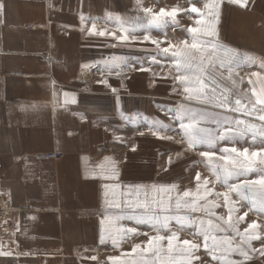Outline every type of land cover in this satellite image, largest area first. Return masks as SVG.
I'll list each match as a JSON object with an SVG mask.
<instances>
[{
	"label": "crops",
	"instance_id": "1",
	"mask_svg": "<svg viewBox=\"0 0 264 264\" xmlns=\"http://www.w3.org/2000/svg\"><path fill=\"white\" fill-rule=\"evenodd\" d=\"M0 3V188L13 212L0 264H110L126 252L134 259L136 233L112 237L118 227L151 231L116 219L133 215L134 186L153 183L151 138L137 123L151 112L120 93L130 94V71L116 66L114 51L105 56L98 34L130 0ZM251 9L239 7L217 39L264 56V7L253 8L254 40L237 20Z\"/></svg>",
	"mask_w": 264,
	"mask_h": 264
},
{
	"label": "rangeland",
	"instance_id": "2",
	"mask_svg": "<svg viewBox=\"0 0 264 264\" xmlns=\"http://www.w3.org/2000/svg\"><path fill=\"white\" fill-rule=\"evenodd\" d=\"M208 2H210V0H143V6L152 8L155 13H158L161 8L166 11H171L173 8L181 9L176 16L175 22L168 18L167 25L156 28L148 26L146 20L143 19L144 13L137 7L136 0H130V8L118 18L109 19L107 25L104 26L103 31L108 34L103 36V43L105 47V56H110L114 51L115 53L113 55H115V57L118 56L119 60L122 59L127 62V66H124L122 63L121 66L122 71H125V73L130 71L128 74L130 77L129 81L131 82L130 94H126V89H120V93L125 94L124 96L129 99L130 107L134 105L138 112L141 111L142 113L144 110L146 112H151V116H147L145 122L139 118L138 121L140 122L137 123L140 125L141 131L151 138L150 142L146 144H150L151 147V154L148 159L150 158L151 160V179H153V183L142 186L136 185L133 187L134 191L130 193H135L137 195V203L143 204L146 199L149 202H153L157 198H163L165 205L168 203V195L175 198L177 194H180L182 197L184 191H190L191 196L187 198L182 197V199H193L197 196V193H199L201 199L198 200V211L191 212L181 208L178 213L179 215L193 220L191 226L186 225L182 231H179L180 240H192L193 237L189 235V233L198 231L200 227L199 222L203 219L206 222L211 220L214 225H221L224 230L216 231L214 234L221 239L232 237V242L235 245L239 243L240 236L244 235V229L253 221H255L259 227L250 230V232L255 231L264 239V213L258 212L252 207V198L254 194L257 193L260 186L258 184L244 185L243 183L245 179L256 181L264 177V171L260 170L264 168V166L258 165L256 170L249 172L246 176H233L228 178L227 185L240 186L239 191H230L225 185L222 175L221 178L217 180L216 176L205 167L204 163H197L198 161L204 160V158L199 155V150L215 152L217 158L221 155H226L221 151V149L225 147H236L238 150L248 148L249 152H252L264 146L261 144V137L257 135L255 140H253L251 131L243 137L233 134V139L231 141L216 140L214 146L210 149L201 145L199 150H189L186 141L182 140L183 129L180 126L181 120L187 123L188 118L184 114V111L181 110V106H183L184 110L191 109L194 113H208L207 120L202 122L201 126L211 130V134L214 138L229 125L233 128L237 127L235 123L236 120H242L246 124L250 123L255 125L256 129L264 128V121L257 119V113L251 112L250 103V101L254 102L255 100L251 94L253 87L257 90L264 87V79L251 75L253 72H259L261 73V77H264V68L260 67L261 62L264 61V56H257L254 54L255 52L251 51H242L235 46H231L217 39L219 36V29L222 27V31H224V26H230L231 18L236 14V11L239 10V7H252L251 10L244 11L247 14L249 13L248 16L239 14L237 20L246 31L245 34L248 36V41L251 39L254 40L256 36H253L254 33L252 34L250 32L252 31L251 28L256 29V25H252L250 19L251 15L255 13V7L258 6L259 9L264 7V0H246L245 6L230 3L229 0H216L218 8L215 10L204 7L205 3ZM193 5L200 9L201 14L198 15L197 13L186 11ZM210 11L211 14H209ZM197 20L200 21V24L196 23ZM121 21L125 22L126 26L136 28V32L133 33V35L138 37L136 41L122 42L119 39L115 40L111 35V33H115L117 37L121 35L119 31ZM189 27H198L201 33H209V35L203 36H201V33H197L196 35L200 36L201 39L218 42L222 45L221 48L215 49L214 52L211 48L204 52V56L206 57L209 52H213L212 58L215 59L216 65L215 69H213L207 65V62L205 63V68L207 72L210 73V75L207 76V80L210 85L213 80L216 82L215 86L217 90L214 95L216 97H221V93L223 92L231 101V107L235 108V100L240 99L242 102L240 111H228L227 109L215 108L207 102L201 103L196 100L189 101L186 99L187 94L183 92L180 81L175 79L178 73L175 70L172 52L183 47L180 44L181 41H191L192 34L188 32ZM145 34H149L153 40L160 41L161 48L168 47L169 44L178 45V48L170 49L168 54H161L156 45L151 43V41H143V36ZM224 49L233 50V54L237 56V60L241 61L239 64L234 63L232 65L231 78H229V73L227 71V62H225L223 68L220 67V58L225 56ZM128 55L131 57L134 56L133 63H129L131 58L127 59ZM197 56L199 57V53ZM247 56L255 57V64L249 66L244 60ZM153 58H155V62H153ZM141 68L146 70H140ZM121 80L122 79H120V81ZM250 80L252 83H249ZM233 81H235V83H233ZM193 83H195V81H193ZM207 91L210 95L213 94L211 87H209ZM246 104L248 105L247 110L244 108ZM256 107L259 109L264 106L257 105ZM139 114H136L137 117ZM173 114L176 115V119H173ZM225 118H227L229 123H224ZM157 121L160 122L158 125L160 129L159 134L161 136L166 135L172 137L171 139H161L158 138L157 135H153L150 126L155 125ZM240 127H243V125ZM234 155L235 154H232V156ZM164 157H169V160L171 158V163L168 161V165H166L167 163L165 164ZM197 173L200 174L201 182L196 180ZM205 178L209 180L207 189L210 190V195L206 192L205 185L202 183ZM198 183H200L199 189H197ZM173 185L175 187H172L170 192L158 191L161 186L167 189L169 186ZM224 194L228 197L227 202H225ZM152 206L155 207V204L153 203ZM172 207L175 213L174 202ZM229 208L232 209L231 213H229ZM137 210L143 211L142 208H137ZM245 212H247V216H244ZM229 215L231 216L230 221ZM242 216L244 218L241 220L240 217ZM217 217H222L223 219L217 220ZM147 225L148 223H146V227ZM231 225H235V228H232ZM206 226L207 225H205V227ZM170 228L171 231L178 230V226L174 219L170 221ZM236 229L239 230V235ZM138 230L141 231L138 232ZM138 230L135 237L136 239L131 241L132 246H128L131 249L136 245H140V248H138L134 254L135 258L131 259L132 255L127 254V252L121 253L119 257L115 259L109 258L107 261L110 264H143L144 260L152 257V253L148 250L147 241L157 234H165L164 230L159 226L154 228L152 225L149 233L148 230ZM200 242L202 244V238ZM161 243L166 247V240ZM209 243L211 244V241ZM260 243V240L251 241L252 248L249 250L251 259L243 260V257L235 252L230 254V258L233 261L243 260V264H262L263 260L258 258L261 257V254L259 251H256L262 248V246L259 245ZM173 245L175 251L172 258L177 261V264H180L183 257L180 255V248L175 247L177 241H173ZM180 247H182V245ZM197 255L209 261L210 264H219L218 261L212 260L211 255H205L203 246H201ZM217 255H219V253H217ZM168 259V256L163 257L165 262Z\"/></svg>",
	"mask_w": 264,
	"mask_h": 264
},
{
	"label": "snow or ice",
	"instance_id": "3",
	"mask_svg": "<svg viewBox=\"0 0 264 264\" xmlns=\"http://www.w3.org/2000/svg\"><path fill=\"white\" fill-rule=\"evenodd\" d=\"M230 3L240 4L241 6H245L246 0H229ZM137 7L144 13L143 19L146 20L149 27L161 28L164 25H167L168 18H170L173 22L176 20V16L181 9L173 8L171 11H166L161 8L158 13L153 12V9L150 7L143 6V0H136ZM205 8L210 10H215L218 8V4L216 0H210V2L205 3ZM3 4L0 3V10H2ZM191 13L201 14L200 9L195 7L194 5L187 9ZM211 14V11L209 12ZM197 24H200V21H196ZM119 31L121 35L119 37L116 36L115 33H111V35L119 39L122 42L127 41H136L138 39L137 36L133 35L136 32V28L132 26H126L125 22L121 21L119 25ZM93 32H95V24H93ZM188 32L192 34L191 41L184 40L181 41L180 44L183 46L182 48H178V45L169 44L168 47L161 48V42L158 40L151 39L149 34H145L143 36V41H151V43L155 44L157 49L161 54H168L170 49L178 48L177 51L172 52V56L174 57L175 70L178 75L175 77L177 81H180L181 86L183 88V92L186 95V99L196 100L197 102H207L211 104L215 108L227 109L228 111H240L241 100L236 99L235 105L236 107H231V101L228 96L223 92L221 93V97H216L214 93L217 90L215 86V81L209 84L207 80V76L210 73L207 72L205 68V63L213 69H215V59L212 58L213 52L217 48H221L218 42L206 41L197 36V33H201L200 28L198 27H189ZM101 36H104L108 33L105 31H100L98 33ZM209 35V33H201V36ZM211 48L213 52H209L207 57L204 56V52ZM225 56L220 58V67L223 68L225 66V62L228 64L227 71L229 73V78H231L232 65L234 63L239 64L241 61L237 60V56L233 54V50L224 49ZM199 53V57L197 54ZM244 60L251 66L255 64L256 58L247 56ZM153 62H155V58H153ZM124 64L127 66V62L122 59L117 61L116 66L120 64ZM261 68H264V61L260 64ZM140 70H146L141 68ZM252 76L261 77V73L253 72ZM195 81V83H193ZM107 84V81H102ZM235 83V81H233ZM249 83H252L250 80ZM211 87L212 95H210L207 89ZM113 92L116 89H112ZM252 97L255 98L254 102L251 103V112L257 113V119L260 121H264V107H260L257 109V105L264 106V87H261L257 90L255 87L251 90ZM67 95V94H66ZM245 110L248 109V105H244ZM181 110L184 111V114L188 118V122L184 123L181 120V128L183 129L182 140L186 141L188 149H200L201 145L206 146L207 148H212L216 142V140H229L233 139L234 135H239L241 137L245 136L248 132H252V139L255 140L256 136L259 135L261 137V144L264 145V128L256 129L255 125L250 123H245L242 120H236L235 123L237 127L233 128L230 125L225 127L222 132L217 136L213 137L211 134V130L202 127V122L207 120L208 113H194L191 109L184 110L183 106H181ZM171 111V110H168ZM176 115L173 114V119H176ZM159 121L155 122V125L150 126V130L153 132V135H157L158 138L161 139H171L169 136H161L159 134L160 129L158 127ZM224 123H229L227 118H225ZM243 125V127H240ZM223 153L226 155H221L218 158L216 157V153L209 150H199V155L204 158L203 161H198L197 163H204L205 167L216 176L217 180L221 178V175L224 178L225 185L229 188L230 191L236 190L239 191L238 185H227L228 178L233 176H246L249 172L256 170L257 166H264V146L260 147L256 151L249 152L248 148H244L243 150H238L236 147L231 148H223L221 149ZM232 154H235L232 156ZM231 157V158H230ZM259 158V159H258ZM171 163V158L169 160ZM264 171V168L260 169ZM196 180L201 182L200 174L197 173ZM203 185H205L206 192L210 195V190L207 189V185L209 184V180L205 178L202 181ZM244 185H256L260 186L259 190L256 194H254L252 198V207L256 209V211L264 213V177H261L259 180H244ZM155 187V186H154ZM175 187L169 186L167 189L164 186H161L158 191L161 192H170L171 188ZM200 183L197 184V189H199ZM147 195V194H146ZM191 196L190 191H184L182 193L183 198H187ZM180 194H177L175 198L171 195H168V203L165 205V201L163 198H157L153 202L145 200L143 204L136 203L135 205H129L133 209V215L129 217H124L123 215H118L116 219H132L135 218L137 223L146 222L152 225L154 228L159 226L165 232V234H157L152 236L148 241V250L152 253V257L143 261V264H177V261L172 258L174 254V245L173 241H177L176 248H180V255L183 257V260L180 264H210L209 261L205 260L201 256L197 255L201 246L205 249V255H211L212 260L218 261L219 264H243V260L251 259L249 255V250H251V241L260 240L262 248L256 251H259L261 255H264V239L261 238L259 233L254 230L259 226L255 221L248 225L247 228L244 229V235L240 236V241L237 244H233L232 237H225L221 239L217 237L214 233L216 231L224 230L221 225L213 224L211 220L207 222L203 219L200 220L199 230L195 232L189 233L193 237L192 240L184 239L180 240L179 231H182L185 226H191L193 224V220L191 218H186L183 215H179L181 208H184L191 212L198 211V200L201 199L199 193L193 199H182ZM225 202H227L228 197L224 194ZM173 202L175 204V213L173 212ZM153 203L155 207H153ZM137 208H142V212H136ZM232 212V209L229 208V213ZM244 216H247V212L244 213ZM244 217H240L242 220ZM176 221V225L178 226L177 231H171L170 221ZM222 217H217V220H222ZM231 220V216L229 215V221ZM104 221H101L103 224ZM205 225H207L205 227ZM232 228H235V225H231ZM237 234L239 235V230L236 229ZM137 233V229L135 227H118L115 229V236H113L114 243L117 239L127 238L129 234ZM109 235H112L111 231ZM202 238V244H201ZM167 241L166 247L161 243L163 241ZM211 241V244L209 243ZM182 245V247H180ZM140 248V245H136L133 247L132 252L135 253L137 249ZM238 253L239 256L243 257V260L233 261L230 258L231 253ZM219 253V255H217ZM5 254V253H0ZM10 254V253H9ZM164 256H168L169 259L165 262L163 260ZM94 259V258H93ZM115 259V258H110Z\"/></svg>",
	"mask_w": 264,
	"mask_h": 264
},
{
	"label": "built area",
	"instance_id": "4",
	"mask_svg": "<svg viewBox=\"0 0 264 264\" xmlns=\"http://www.w3.org/2000/svg\"><path fill=\"white\" fill-rule=\"evenodd\" d=\"M59 158L60 154L53 155ZM12 210L8 206L7 195L0 188V240H6L10 237L13 229Z\"/></svg>",
	"mask_w": 264,
	"mask_h": 264
}]
</instances>
